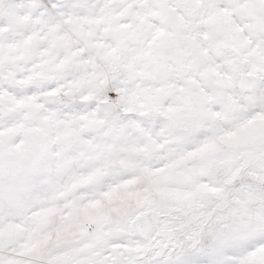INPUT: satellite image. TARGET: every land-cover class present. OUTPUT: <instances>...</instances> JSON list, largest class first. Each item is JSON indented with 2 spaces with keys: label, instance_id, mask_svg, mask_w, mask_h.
<instances>
[{
  "label": "snow or ice",
  "instance_id": "1",
  "mask_svg": "<svg viewBox=\"0 0 264 264\" xmlns=\"http://www.w3.org/2000/svg\"><path fill=\"white\" fill-rule=\"evenodd\" d=\"M0 264H264V0H0Z\"/></svg>",
  "mask_w": 264,
  "mask_h": 264
}]
</instances>
